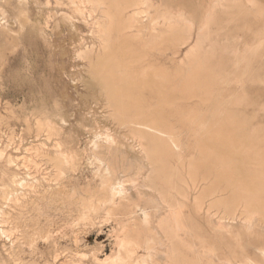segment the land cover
I'll return each instance as SVG.
<instances>
[{
    "label": "rangeland",
    "instance_id": "1",
    "mask_svg": "<svg viewBox=\"0 0 264 264\" xmlns=\"http://www.w3.org/2000/svg\"><path fill=\"white\" fill-rule=\"evenodd\" d=\"M251 1L256 3L252 5L254 12L247 14L237 0H147L141 5L138 14L142 23L151 30L147 28L140 32L134 28L125 32L129 40L126 43L136 48L137 54L145 55L139 63V70L143 72L146 69V73L162 70L168 82L167 97L160 95L158 83L151 85L155 87L148 94L139 95L143 106L149 104L150 110L164 126L163 129L172 134L180 146L166 160L167 166L172 170L178 169L181 177L176 180L177 191L171 190L175 198L163 201L157 187L155 189L158 192L154 187V190L142 187L143 181L138 180L136 175L140 168L146 175L154 176L157 171L154 170L155 174L152 170L161 167V163L156 160L155 165L150 166L151 161L141 144L143 141L134 137L126 127L117 124L118 121L111 116L113 110L109 107V101L106 102L108 98L88 84L92 79L87 71L93 63L87 64L85 52L91 48L97 57L102 48L92 27L75 12L68 0H0V156H3L0 158V264H103L108 255L115 256L118 253L123 227L140 224L143 228L142 237H152L157 245L161 244L159 248L162 253L158 261L159 264H166L165 251L169 240L159 230V222L169 214L170 201L184 203L183 214L190 232L183 233V237L194 251L190 253L181 247V252L186 254L183 253L185 258L182 264H197L195 258L198 253L201 254H198L201 264L207 261V264H264V222L258 216L252 222L245 220L243 207H238L232 217L226 212L234 207H217L214 201L220 198L228 200V191L214 197L205 196L209 192L205 188L214 184L220 170V167L213 165L215 144L212 139L227 134L239 140L258 130L255 143L264 147V44L259 46L263 38L261 31H264V0ZM220 2L221 6L216 7V3ZM212 5L215 7L214 24L205 46L212 59L211 71L219 77L231 76L233 81L229 86H223L226 90L219 95V106L216 108V100L213 99L216 95L211 93L212 87L208 88L211 71L205 68L204 61L200 59L203 58V51L197 54V59L192 57L198 29ZM260 9L262 12L256 13ZM137 12L128 10L126 19ZM163 13L175 19L184 15L195 24L196 29L189 43L185 44L176 34L165 50L157 51L154 48L156 34L162 26L159 23L157 31L151 27L154 21H162ZM68 19L76 24L77 30H72L71 24L66 23ZM141 37L146 38L143 40ZM138 43H143L140 45L144 47ZM237 54L243 59L238 64L234 61ZM196 65H203L199 91L187 86L193 78ZM237 71L249 73V79L241 87L235 82ZM222 99L224 104H221ZM104 104L109 106L105 105L104 108ZM192 115H198V119L192 118ZM224 115L231 116L234 123L227 124L226 121L230 119L221 118ZM195 120L202 122V125H196ZM108 149L113 153L107 154ZM99 150L106 154L107 161L113 167L125 173L118 174L115 181L117 184L124 183L122 185L126 194L132 200L131 207L122 205L111 213L106 209L83 207L92 196L101 195L104 166H100L95 158V152ZM40 151L51 157L60 152L71 155L69 164L64 168L65 173L59 180L55 181L54 176L57 168ZM236 163L238 166L244 164L241 161ZM35 178L40 182V185L36 184L35 190L27 185L20 187L21 183L31 182ZM49 187L48 198H54V201H47L43 197L42 192ZM16 190H20L17 198L5 196L6 191L16 196ZM141 211H148L152 231L146 230L145 216ZM132 216L136 217V221H131ZM221 224L223 229L220 228ZM137 253L140 258L147 255L143 248L137 249Z\"/></svg>",
    "mask_w": 264,
    "mask_h": 264
},
{
    "label": "bare ground",
    "instance_id": "2",
    "mask_svg": "<svg viewBox=\"0 0 264 264\" xmlns=\"http://www.w3.org/2000/svg\"><path fill=\"white\" fill-rule=\"evenodd\" d=\"M69 1L71 2V5H73L75 12L78 15H81L83 17V19L86 21V23L92 27L93 34H95L97 36V38L99 39V41L102 45L101 53L97 57L95 56V51L93 49L90 48L87 51L85 50L86 51L85 56L88 60L87 64L93 63V65H89V71H87V72H89L88 74L92 79L91 83H88V84H90L91 86H94V89L96 88L95 90H97L98 92H100L101 94L105 95L108 98V99H106L107 100L106 102L109 101L108 104L110 106L106 105V104H104L102 106L104 107L106 105L107 107L109 106L112 108L113 111H111L112 112L111 116L114 117L118 121L117 124L122 125V128H123V126L126 127L125 129H128V131H130L134 135V137L137 136L143 141V143L141 142V144L144 147V152H146V154H147L146 157H148V159L151 161L150 166L152 165L151 167H153L155 165L156 160L159 163H161V165H160L161 167L157 166V164H156L157 167H154V169L152 170L153 173H155L157 171L156 172L157 174L155 173L156 175H154V176H151L153 174L146 175V173H143V169L138 168L137 172H136V175L138 176V180L141 179L143 181V183L141 184L142 187H147V189L148 188L153 189V187L155 189L157 187L156 189L159 190V193L161 191V194H159L161 200L164 201L168 198L169 199L171 198V200H173V198H175V197H172L171 190H174L177 188V187L175 188L176 183H177L176 180L180 177V175H179L178 169L172 170L167 166L166 160L169 159L171 157V155L176 152V150H178L179 144L177 145V141L172 134L168 133L165 129H163L164 126L162 125V123H160V120H157V118L155 117V115L151 111L152 109L150 110L149 104L147 106H143L142 101L140 100V97H139V95H144V94L146 95V93L148 94V92H151L152 89H154V87H155V86H151V85L157 84V83L159 85L160 95H162L163 97H167V95H166L167 94L166 83H168V82H166L167 81L166 75L162 70H156V71H153L150 73H146V69H143V72H141L140 71L141 69L139 67V63L141 60L144 59L145 55L144 56L141 55L142 54L141 52H140L141 54H139V53L137 54V52H135V50L137 51V49L134 47L131 48L129 43H126L127 41L129 42V40L127 38L128 36L125 35V32H128L127 30H131V29L135 28L138 31L143 32L145 29L148 28V26H146L142 23V21L139 18V14H138L141 5L142 4L144 5V3L147 2V0H68V2ZM237 1H239V4L244 7V10L247 14L254 12L252 9V5H255L256 3L255 4L252 3L251 0H249V1L237 0ZM219 5L221 6V2L216 3V7ZM130 9H133L134 12L135 11H138V12L135 13L133 16L131 14L130 19H129V17H128V19H126L125 14ZM214 9H215V7H214V5H212L211 8L205 14L206 17H204L205 18L204 22L201 23V25L198 29V34L196 36L197 39H195V41L197 40V42H195L196 45L194 46V48L192 50L193 59L194 58L197 59L198 58L197 54H199L200 52L203 51V53H202L203 58H200L202 56H200L199 58L204 61L205 68L208 71L212 70L211 69L212 66L210 63V62H212V59L208 55L209 52L207 49H205V46H206V42L208 41V38H209L208 36H209L210 31H211V26H212V24H214V15H215ZM141 11H143V10H141ZM261 12H262V10L258 11V12L256 11V13H259V14ZM156 14L157 13H155L154 15H156ZM143 15H145V13ZM152 19H153V16L151 17V21H152ZM26 20H28V19H26ZM80 20H81V18H80ZM64 21L66 22V20H64ZM68 21L66 23H69V25L71 24V26H72L71 29L77 30L76 24L72 23V20L68 19ZM154 22H153L152 27H151L153 31H157L156 26L159 25V23L162 26L161 29H159V32L156 34L157 35L155 37L156 40L154 41V45H153L154 48L158 49L157 51L165 50L166 46L171 41L172 37H175L176 34L179 35V38L181 39V41L185 42V44L189 43L192 39L193 34H194V30L196 29L195 24L190 19H187L186 17H184V15H180L177 19H175L173 17H167L166 13H163L162 14V21L157 20ZM158 27L160 28V26H158ZM149 29L150 28H148V30ZM146 32H147V30H146ZM261 32L263 34V35L261 34V36H263V38L259 41L260 47L263 46V44H264V31H261ZM150 33H148V34L151 35ZM82 34H83V32H82ZM145 35H146V33H145ZM141 36H143V35H141ZM152 36L154 37V35H152ZM147 37H148V35H147ZM145 38L143 40H145ZM142 39H140V40H142ZM140 40H138V42H141ZM82 42H83V40H82ZM144 43H145V41H144ZM138 44L140 45L143 43H138ZM87 46H85V47H87ZM141 47H144V46H141ZM150 47H151V45H150ZM150 47H148V48H150ZM203 48L205 49V51ZM141 50H143V49L141 48ZM144 50L148 51L146 49H144ZM152 51L154 52L155 50L153 49ZM97 53H98V51H97ZM150 53H152V52L150 51ZM78 54H76V55H78ZM80 54H81V52H80ZM149 55H152V54H149ZM149 55H148V58H149ZM146 58H147V55H146ZM159 58H161V57H159ZM234 58H235L234 61L236 62V64H238L240 61L243 60L242 58L238 57V54ZM151 59H153V56L151 57ZM165 61H166V59H165ZM163 62H164V60L162 61V63ZM94 63H96V64H94ZM144 63H142V65ZM146 63H148V61H146ZM194 68H195V70L193 72V78L191 80H189V83H187V86H190V87L196 89L197 91H199L198 90V89H200L199 88L200 87L199 76L202 73L201 71H202L203 65H196ZM144 70H145V72H144ZM237 70H238V66H237ZM92 71H94V72H92ZM149 71L150 70H148V72ZM90 72H92L93 74ZM236 73L237 74L234 75V77L236 78L235 82L238 85H240V87H241L249 79V73L247 71H242L240 73H239V71H237ZM217 76L218 75L215 74V72L211 71L209 74L210 80H209V84H208V88L212 87L211 93L216 95L215 97H213V99L216 100L215 108L217 107V105H218L217 103L219 102V99H220L219 95H222V91L224 92V90H226V88L224 89L223 86H225V85L229 86L233 82L230 79L231 76L224 78L223 76L220 75V77L218 76V83H217V81H216ZM205 78H208V76H206ZM154 80H156V81H154ZM86 81H88V79ZM85 83H87V82H85ZM90 85H89V87H90ZM86 86H88V85H86ZM220 87H222V88H220ZM94 98H96V97H94ZM150 101H152V100H150ZM154 104H156V103H154ZM221 104H224L223 99L221 101ZM240 107H242V106H240ZM111 108H108V109H111ZM222 108H223V106H222ZM215 110H217V109H215ZM212 112H214V111H212ZM112 117H110V118H112ZM171 117H172V114H171ZM192 118H195L197 120L198 115H192ZM221 118L230 119V120L226 119L227 124H233L234 123V122H232L231 116L224 115ZM196 120L194 122L196 125H198V124L202 125L201 124L202 122H200V121L197 122ZM214 120H215V118H214ZM48 121H49V119L47 120V122ZM47 122H45V123H47ZM187 123L189 124V122H187ZM50 124L51 123H49V126H50ZM223 125H224V123H223ZM131 133L129 135H131ZM256 133H259V131L255 130L250 135H246L248 137L243 138V136H242L243 139H239V140H235L234 138L228 136L227 134H224V135H221L219 137H215L214 139H212L213 143L215 144L214 156H213V157H215V161L213 162V165H216V168L220 167L219 168L220 170H219V172L217 171L218 173H217V176L215 177V180L213 179L214 180L213 182L215 185L210 184L211 185L210 188H208V186H207V188H205L207 190V192L209 191L208 193L206 192L207 194L205 196H207V197H214L217 194H219V193L222 194L225 191L230 192V194H229L230 197L228 200H226L227 198L226 199L220 198L217 201H214V200L213 201L216 202L217 207L218 206L231 207V208L234 207V209H230L228 212H226V214L230 217L235 216L238 207H243L244 209H243L242 215L245 216L244 218L248 222H252L253 219L255 218V216H258L259 220L264 222V147H259L258 146L259 144L255 143L256 136H257ZM110 137L112 138V136H110ZM110 137H107V139ZM126 138H127V136H126ZM112 140H113V138H112ZM48 141H50V140H48ZM113 141H115V140H113ZM98 143H100V142H98ZM113 143L116 144V142H113ZM6 145H8V144H6ZM104 147H107V146H104ZM120 147H122V146H120ZM184 147H185V145H184ZM98 148H97V150H98ZM124 148H125V146H124ZM207 148H208V146H207ZM220 148H223V150ZM133 150L134 149L132 148V151ZM198 152H199V150H198ZM109 153L110 154L113 153L111 151V149H108L107 154H109ZM40 154L43 156H47L49 158V161L55 166V168H57V173L54 176H55V181L59 180V178L65 173L64 168L66 167V165L69 164V162H70L69 156H71V155H67L66 153L60 152L56 156L51 157V155L50 156L47 155L46 152H44V151H40ZM207 155H208V153H207ZM2 157L0 156V158H2ZM95 158L98 161V163L100 164V166L101 165L104 166V173L101 175L102 179L100 178L102 180L101 195L99 197L92 196V198L90 200L86 201L83 204V207H85L87 209H93V210L106 209L110 213L122 205L131 207L132 206V203H131L132 200L126 194V190H125L124 186L122 185L124 183L122 182V183L117 184V182L115 181L116 176L118 174H121L124 172H119L115 167H113L111 165V162L107 161L109 159H106L108 157L106 156V154L103 151L99 150V151L95 152ZM80 159L82 160V158H80ZM181 160H182V158H181ZM236 161L237 162L241 161L244 164L241 166H238V165H236V164H238V163H236ZM244 161H246V164ZM43 162H45V161H43ZM218 162H221V164ZM33 163H35V162H33ZM8 164H10V162ZM175 168H178V167H175ZM154 170H156V171L154 172ZM152 172H150V173H152ZM123 177H125V176H123ZM27 178H29V177H27ZM178 182H179V180H178ZM136 183H134V184H136ZM36 184L40 185V182L38 179L35 178L31 182L21 183L20 187H25L27 185V186H30L29 188H31V190H35L37 188ZM133 186H131V187H133ZM64 187H66V186H64ZM49 189H51V188L49 187L48 189H44V191L42 192L43 197L45 199H47V201H50V200L54 201V198L53 199L48 198ZM19 191L16 190V192H17L16 196H15V194H13V193L11 194V193H9V191H6L5 196L9 195L8 196L9 199H15L18 197ZM176 191H177V189H176ZM182 192H184V191H182ZM27 193H28V191H27ZM33 193H35V192H33ZM174 194H175V192H174ZM40 195H41V193H40ZM159 195L157 194V196H159ZM81 196H83V195H81ZM136 196H137V194H136ZM32 197H36V196H32ZM51 197H53V195ZM31 199H35V198H31ZM169 201H167V202H169ZM137 202H139V201H137ZM181 202L182 201H180V202L179 201H176V202L170 201L169 205H168L169 210H170L169 214L165 215L162 218V220L159 222V230L160 231L162 230L163 235H165V238H167L169 240L168 241L166 239L168 241L167 242L168 244H166L167 250L165 251V254L167 256V261H166L167 263L166 264H182V259L185 258V256L183 255L184 252L183 253L181 252V247H185L186 250H188L190 253H194V251L192 250L193 247L191 248V246L188 244L187 240H185L183 237V233H187V231L189 229V227H188L189 225H187V223H186L187 220H185L186 216L183 214V204L184 203L182 204ZM164 203L166 205V201ZM185 205H186V203H185ZM200 205H201V202H200ZM136 207H138V206H136ZM38 209H40V208H38ZM166 209H168V208L166 207ZM41 211H42V209H41ZM142 214H144V216H145L144 217L145 218L144 225L147 226L146 230L152 231V229L149 225V222H148L149 221L148 220V211H144V213L142 212ZM107 215H105V216H107ZM110 215L111 214H109V216ZM83 217H85V215ZM135 218L136 217L132 216L131 221H136ZM88 219H91V217ZM83 221H84V219H83ZM140 225H133V226L127 225V227H125V226L123 227L124 229L122 231V237L120 238V241H119V251H117L118 253L115 256H109L108 255V257H107V255H106L107 258L105 259V261L103 259V261H104L103 264H159L158 257L160 256V253H162V252H160V248H159L161 244L157 245L156 240L152 237H149V236L142 237L143 228L140 227ZM218 227H219V225H218ZM220 228L223 229L222 224L220 225ZM188 232H190V231H188ZM2 233L5 234L4 230H2ZM76 242H78V241H76ZM140 248H143L147 253V255L145 254V256L141 257V258H140V255L138 256V253H137V249H140ZM198 254H197V257H196V255L192 256V257H196L195 263L201 264L200 263L201 258L198 256ZM228 254H229V252H228ZM199 255H201V254H199ZM262 256L264 258V249L262 250ZM189 257H191V256H189ZM188 262H189V260H188ZM207 262H206V264H207ZM209 264H213V263L211 262ZM227 264H229V262H227ZM244 264H253V263L252 262L251 263L246 262Z\"/></svg>",
    "mask_w": 264,
    "mask_h": 264
}]
</instances>
